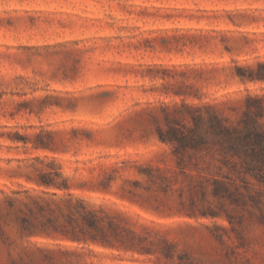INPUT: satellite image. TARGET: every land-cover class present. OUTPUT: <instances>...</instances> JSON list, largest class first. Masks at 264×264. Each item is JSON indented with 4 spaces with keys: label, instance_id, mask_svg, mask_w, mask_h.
<instances>
[{
    "label": "rangeland",
    "instance_id": "374dc122",
    "mask_svg": "<svg viewBox=\"0 0 264 264\" xmlns=\"http://www.w3.org/2000/svg\"><path fill=\"white\" fill-rule=\"evenodd\" d=\"M248 131L264 0H0V264H264Z\"/></svg>",
    "mask_w": 264,
    "mask_h": 264
},
{
    "label": "trees",
    "instance_id": "16d2710c",
    "mask_svg": "<svg viewBox=\"0 0 264 264\" xmlns=\"http://www.w3.org/2000/svg\"><path fill=\"white\" fill-rule=\"evenodd\" d=\"M211 130L218 136V129L220 132H229L228 128L218 126V118L214 117L213 120H211L210 123ZM172 137H161V139L164 142H169L172 145H174L175 154H180L183 150L188 148L189 146H193L192 144L198 145L202 143L201 139H195L191 138L188 139L184 135H177L173 133L171 135ZM238 143L241 148V153L238 150V147L234 146L231 147V150L234 152L235 155H244L247 158H251V164L248 165V172L255 175L256 178L259 179L261 183L264 184V149L261 148L263 136L260 133L253 134L251 131L246 132L245 134H242L237 139ZM260 144V146L258 145ZM259 147H256V146ZM45 185L50 186L52 184V181H43Z\"/></svg>",
    "mask_w": 264,
    "mask_h": 264
}]
</instances>
